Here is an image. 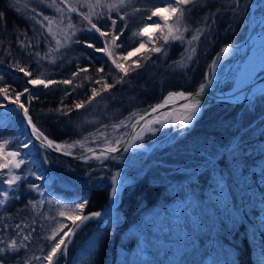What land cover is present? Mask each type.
I'll return each instance as SVG.
<instances>
[{"label":"snow or ice","instance_id":"6c2138e0","mask_svg":"<svg viewBox=\"0 0 264 264\" xmlns=\"http://www.w3.org/2000/svg\"><path fill=\"white\" fill-rule=\"evenodd\" d=\"M241 2L242 0H38L40 6L51 9L54 15H45L37 7L25 3L24 8L30 12V15H26L24 18L31 21L30 27L34 34L29 37L27 31L15 29L18 32L16 40L21 52L35 59L38 66L37 74L33 76L31 65L22 64L20 60H15L9 66L23 73L25 77H29L25 84L32 85L33 88L42 86L44 89H49L53 85H62L72 86V91H75L77 88L85 87V81L89 82L92 85L89 89L91 94L86 101H76L69 106L64 104L62 98L59 107L49 110L52 115L69 116L73 110L86 109L98 97L104 99V93H109L117 84L125 83V78L129 77L130 72L145 68L149 61L153 67L156 66L157 61L152 59L153 54L166 58L170 45L176 42H179L183 51L180 59L168 65L166 71H179L183 74L196 59L202 38L205 41L208 39L219 22L221 14L230 13L235 17ZM11 4L19 13L20 0H11ZM149 4L151 7L148 6ZM210 4H214L216 7L211 9L208 7ZM141 5H143V9ZM197 9H206V11L193 22L191 13ZM142 10L144 14L137 17V14ZM73 13L79 17L78 22H73ZM113 14H115V18ZM154 17H158V19H153ZM137 18L140 23L129 38L134 46L129 48L121 41V36L128 29L129 20ZM118 21L122 22L119 28H117ZM36 25H39V28H36ZM230 27L231 25L227 30H230ZM0 28L6 29V18L3 11H0ZM93 32L104 38L102 47L79 38L80 33ZM156 33L159 35H155ZM189 33L190 35H186ZM145 36H147V40L142 39ZM38 37L43 39L46 44L44 52L33 51L38 48ZM33 40H37V43L33 44ZM2 43L0 40V46ZM74 44L103 53L111 61V65L116 71L113 72L110 68L105 73L104 66H100L96 68V73L104 75L95 77L85 75L77 80L81 73L89 72L88 67H81L77 64L76 71L72 73L71 77L58 80L49 78L47 70H39L43 67L42 62L45 61L50 65L59 66L66 60V51L64 50H71ZM117 49H123V51L120 52ZM5 51L6 54H10V50L6 49ZM223 52L229 53L230 47H224ZM141 53L143 55L140 56V59L131 60L129 63L130 58ZM82 55L84 54L82 53ZM86 58L91 59V57ZM2 62L0 61V63ZM259 67L264 70V62H260ZM215 69L216 61H213L211 70L215 71ZM109 78L112 79V83L108 82ZM211 83V79L202 82L195 92H169L163 97L162 102L150 106V109L142 113L132 112L129 117L119 120L117 123L110 126L105 124L102 128L97 127L95 132H89L80 140L71 143H57L50 139L41 127L37 126L30 115L29 109L32 102L38 100L39 96L26 86L22 91L12 89L10 85L4 83V76L0 75V98H2L0 109L7 110L9 105L15 106L11 114L21 116V123H26L27 129H30V133L22 129L20 135L0 138V185H6V187H0V209L6 210L11 203L21 199L19 189L25 182H27V192L35 193L39 197L38 199L30 197L22 207L16 209L15 216L11 213H0V264H6V257L9 253H19L22 249L28 250L34 235L37 240L44 241V244L38 245L37 250L40 255L33 253L18 264H33V262L59 264L61 257H67L68 246L72 243L76 233L89 220L98 219L102 215L101 212H85L89 203L87 197H81L71 202H65L58 197L49 199L44 185L29 180V177H34L35 181L45 180L44 175L37 174L31 167L21 171L26 164L36 163L32 159L33 149L36 153L45 150L44 163L49 162L47 150L72 156L74 155L73 149L76 148L82 150L76 158L82 159L86 163L92 160H116L115 154L121 151L122 144L124 145L123 151H128L136 146L138 141L145 139V133L155 134L158 130L154 127L155 125L164 127L167 123H171L179 124L181 128L189 127L197 119L201 111L200 97ZM97 85L100 87H96ZM72 91L65 88L64 98L72 95ZM261 91L264 92V89ZM22 97L25 99L22 100ZM5 101L7 103H4ZM181 101L183 103H180ZM169 105L172 106L173 111H162ZM177 111L178 118L173 115ZM133 119L135 123H132ZM141 121L144 122L143 125H141ZM85 123L96 122L85 120ZM138 125L141 126L137 130ZM130 126L132 129L130 134L117 135L121 128ZM109 127L112 129L111 133L105 131ZM125 136L128 137L126 141ZM33 140L38 141V145L34 144ZM89 143H99V153L89 147ZM22 149L28 151L25 152ZM262 176H264V170H262ZM119 177V172L111 177L110 195L113 202L119 192ZM53 208L55 209L54 214ZM16 217H20L19 221L10 223ZM261 223L264 226V221ZM9 229H11V235H7ZM232 264H238V261L233 260ZM260 264H264V249H262Z\"/></svg>","mask_w":264,"mask_h":264},{"label":"trees","instance_id":"16d2710c","mask_svg":"<svg viewBox=\"0 0 264 264\" xmlns=\"http://www.w3.org/2000/svg\"><path fill=\"white\" fill-rule=\"evenodd\" d=\"M25 3H29L30 6L37 7L45 15H49V10L40 6L38 0H20L19 13L12 6L11 0H0V11L5 13L6 18V29L0 28V40L3 42L0 46V61H3L2 64L11 65L15 60H20L22 64L31 65L33 76H35L38 68L35 59L22 53L16 40L18 32L15 29L27 31L29 37L34 34L30 27L31 21L24 18L26 15H30V12L24 8ZM211 9H214V5ZM197 10L201 16L206 11ZM225 24V21L217 23L220 26ZM36 28H39V25H36ZM227 33H217L214 30L211 32L210 43L203 47V50L208 49L209 56L202 58L201 65L195 70L196 72L194 71V77L190 82L181 84L180 87L178 85L174 87V81L181 79L186 74L175 77L169 70L166 71L169 63L177 59L181 51L182 47L176 43L169 51L164 63L159 65V70L142 68L134 76L126 77L125 83L117 84L109 93H104V99L98 97L86 109L73 110L69 116L52 115L49 110L59 107L62 98L64 104L69 106L76 101H86L91 94L89 89L92 85L89 82L85 81V87L77 88L75 91H72V86L62 85H53L49 89H44L42 86L33 88L32 85H26L25 81L29 77H25L21 72L14 74L1 65L0 75L4 76V83L10 85L12 89L22 91L26 86L36 93L39 99L34 100L30 108V115L34 122L56 142L70 143L81 139L89 132L96 131L97 127L105 124L112 125V122L129 117L132 112L142 113L150 109V106L160 103L172 89H184L187 93L196 91L204 81V74L212 57H215L222 45L232 42V33ZM79 38L93 42L96 46H103V40L97 33H81ZM37 39L38 48L33 51H46L44 40L39 37ZM213 42L214 45L211 47ZM32 43L36 44L37 40H33ZM6 49L10 50V54H6ZM64 51H66V60L63 63L53 66L45 61L42 62L43 67L39 70H47L49 78L58 80L71 77L72 73L76 71L77 64L89 68V72L81 73L77 80L85 75L92 77L104 75L96 73V68L100 66H104L105 73L110 68L113 72L116 71L105 55L95 52L93 49H87L83 45L74 44L71 50ZM86 57H91V59ZM12 68L16 71L14 67ZM108 82L112 83L113 81L109 78ZM65 88L72 91V95L66 98H64ZM12 94L14 95V93ZM85 120L95 122L98 120L99 123H85ZM186 131L171 142L172 144L161 149H154L152 152L157 156L156 159L161 165L160 169L164 168L163 170L157 173H146L137 182L125 188L121 197L122 201L116 208V220L122 225L116 230V233L113 226L110 228L106 225L103 226L104 229L100 237L101 245L95 264H105L116 253L115 244L120 243L119 239L123 231L135 224L145 211L153 210L154 207L172 201L176 195H185L182 191L173 192L178 188L173 189L176 181H181L180 185H184L186 180H189V187L185 185L186 188L193 191L200 189L202 192H206L207 185L208 187L214 186L218 174L222 175L220 176L222 178L229 176L232 205H234L237 219L240 217L241 219L237 222L235 219L230 224H225L223 221V231L219 230L214 236L215 243L223 250H228L226 253L227 264H232L233 260H237L238 264H260L262 249H264V226L261 223L264 221V176H262V170H264V96L257 97L246 106L210 105L193 128H188ZM14 134L16 135L13 127L0 129V138H9ZM47 155L51 159V168H49L57 172L61 179L73 183L75 178H84L79 173L81 169L85 168L84 165L54 157L48 153ZM196 160L197 163H203L206 160L210 163L195 177L188 178L189 173L186 171L184 174L178 173V171L173 172L174 167L188 166L190 162ZM23 168H28V165ZM169 169L173 172L170 175H168ZM166 171H168V176L165 175ZM26 183L22 184L19 189L22 198L14 202V209L22 207L30 197L35 198L33 193L27 192ZM83 186H85L83 188L89 189L82 192L83 195L80 196L87 197L89 201L85 209L86 213L101 212L109 206L111 184L89 188L88 185ZM70 195L73 194L70 193ZM208 228L209 233L212 229L211 225ZM113 233H115L114 236ZM82 234L86 235L88 232H80L78 238ZM203 238L209 239L210 235H205Z\"/></svg>","mask_w":264,"mask_h":264},{"label":"rangeland","instance_id":"374dc122","mask_svg":"<svg viewBox=\"0 0 264 264\" xmlns=\"http://www.w3.org/2000/svg\"><path fill=\"white\" fill-rule=\"evenodd\" d=\"M213 5L214 4H210L208 7L211 8ZM148 6L151 7L150 4ZM141 7L143 9V5H141ZM215 7L216 5H214V8ZM48 10L49 15H54V12L51 9ZM204 10L206 9H199L201 12ZM237 11L238 14L235 17L230 13L221 14L219 22L223 21L224 23L225 21L226 24L215 26L214 31L217 33L223 32L225 34H228L227 32L232 33L233 40L231 43L223 45L221 50H218L215 54V57H212L204 74L205 78L203 82H206L207 79H211V81H214L215 83L222 81L218 86L219 88L216 87L222 92L245 87V84L260 68L259 63L264 62V22L256 30L254 38L251 39L248 44L244 45L243 48L238 49L231 46L233 44H241V42L249 36L250 30L253 26L264 18V0H242ZM143 14L144 12L142 10L141 13L137 14V17ZM72 15L73 22H78L79 17H77L75 13ZM113 16L115 18V14H113ZM200 16L198 10H194L191 13V18L194 20L193 22H195ZM153 19H158V17H154ZM139 23L140 21L138 18L130 19L128 29L125 30L124 35L121 36V41H123L129 48L134 46L132 40L129 38L131 37L132 32L136 30ZM148 23H151V21H148ZM121 24L122 22L118 21L117 28H119ZM229 25H231L230 30H227ZM155 35H159V33H156ZM186 35H190V33ZM211 38L212 34L206 41L202 38L198 47L196 59L190 65L189 69L183 73L186 75L184 77L182 76L183 78L181 77V79L174 81V87L177 85L180 87L181 84L188 83L192 80L194 77V71L199 68V65H201L202 58L204 59L209 56V52H207L208 49L203 50V47L210 43ZM100 39L103 40L104 38L100 37ZM142 39L147 40V36L142 37ZM176 43L179 44V42ZM176 43L170 45L169 51ZM213 45L214 42L211 44V47ZM224 47H230V52L225 54L223 52ZM117 51L122 52L123 49H117ZM182 51L183 49L181 48L178 58L174 61L180 59ZM101 54L104 55L103 53ZM141 55H143V53L130 58L129 63H131V60L140 59ZM166 58L157 57V55L153 54L152 59L157 61L156 66L153 67L151 61H149L148 66L145 68L148 67L149 69L159 70V65L164 63ZM213 61H216L215 71L211 70ZM172 62H170L169 65L172 64ZM139 70L141 69H138L135 72H130L129 76H134ZM169 71L175 77H180L182 75L179 71ZM259 73H264V70L261 69ZM172 91L186 92L184 89L170 90V92ZM173 115L178 118L179 113L175 112ZM21 121L19 115L11 114L9 116H3L0 118V129L13 127L16 135H20L22 129L26 130L24 123H21ZM117 122H119V120ZM117 122H112V124ZM96 123H99V121L97 120ZM192 125L193 124L187 128H181L179 124L173 125L171 123H167L164 127L155 125L154 127L158 129L155 134L145 133V139L137 142L136 146L133 147L134 151L117 155L116 160L110 159L109 162L103 166H85V168L79 171L84 178H75L74 182L72 180L74 184L63 178L61 179L57 172L50 169L51 159H49L48 163L43 162L45 151L36 153L33 149L34 155L32 159H34L36 163L38 162L41 164L42 170L45 171L42 172V175L47 173L46 167L47 169L50 167L49 169L53 170L56 174V178H53L49 174L45 179L50 180V184L54 183L53 189H50L49 183L44 185L49 199L52 197H58L65 202L77 200L83 195L82 192H85L87 189L83 188L85 187L83 185H88V188L92 186L100 187L110 184L112 185L111 177L116 172L120 173V177L118 178L119 192L115 198V202L110 198L109 206L101 211V217L89 220L87 224L76 233L72 243L68 246L67 257H61L59 264H95L98 255L97 252L101 245L100 237L102 236V230L104 229L103 226L106 225L109 228L113 226L116 233V230L122 225L116 220L117 209H114L121 199L120 196L123 192H120L121 185L125 189L127 186H130L141 179L146 173H157L163 170L164 168L160 169L161 165H159L160 163L156 159L157 156L153 155L152 152L154 149H161L166 145L172 144L171 142L186 133L188 128H193ZM100 127L102 128L103 126ZM129 128H121L117 135L128 133ZM105 131L111 133L112 129L109 127L105 129ZM125 138L126 136L124 139ZM98 145L100 146L99 143H89L88 146L91 147ZM141 148H147V150H141ZM22 151L26 152L28 150L22 149ZM77 152H82V150L79 148L73 149V153ZM36 163H29L26 165L31 167L37 174H40L38 168H36ZM209 163L210 162L207 160L203 163H197L196 160L195 162H190L188 166L178 165L177 167H174L173 172L178 171V173L184 174L186 171L189 173L188 178H193ZM169 168L171 169L170 166ZM23 169L24 168H22L21 171ZM170 169L168 175L173 173ZM167 172L168 171H166L165 175H167ZM220 176L222 175L218 174L214 186L210 185L211 187H208L207 185L206 192H202L200 189H196L195 191L189 189V180H186L184 185H180L181 181H176L173 189L178 188L173 192L182 191L185 195H176L175 199L172 201L154 207L153 210L145 211L135 224L130 226L126 231H123L119 239L120 243L115 244L116 253L111 256L105 264H181V262L182 264H227L226 253L228 250H223L219 245H216V239L214 236L217 235L219 230L223 231V221L225 224H230L237 219V215L234 205H232L233 202L230 194L232 189L229 188L228 183L229 176L224 178ZM29 179L34 180V177H29ZM36 183L41 184L43 182L37 181ZM185 185L188 187L186 188ZM0 187H6V185H0ZM69 192L73 195H70ZM33 194L35 198H39L35 193ZM14 206L13 202L6 210L0 209V213L6 212L15 216L16 209H14ZM111 208L114 210L109 212V209ZM54 211L55 209L53 208V214ZM19 219L20 217H16L14 220L10 221V223H16ZM240 219L241 217L238 218L236 222ZM68 223L70 224L71 222L69 221ZM210 225L212 229H210L211 232L208 233V227ZM84 231L88 232V234H82L80 238H78L80 232L84 233ZM115 233H113V236ZM7 235H11V229L8 230ZM205 235H210V238H203ZM40 244H44V241L37 240L34 235L33 242L29 244V249H22L19 253H9L8 257H6V264H18V262L23 261L27 256H31L33 253L35 255H40V252L37 250L38 245ZM33 264H43V262H33Z\"/></svg>","mask_w":264,"mask_h":264},{"label":"water","instance_id":"95a60500","mask_svg":"<svg viewBox=\"0 0 264 264\" xmlns=\"http://www.w3.org/2000/svg\"><path fill=\"white\" fill-rule=\"evenodd\" d=\"M263 22H264V18L263 19H261L259 22H257L254 26H253V28L251 29V31H250V34H249V36L245 39V40H243V42H241V44H238V45H236V44H233V45H231L232 47H236V48H238V49H241V48H243V46L244 45H246V44H248L249 42H250V40L251 39H253L254 38V36H255V34H256V30L259 28V26H261L262 24H263ZM0 65L1 66H3L4 68H6L7 70H10V71H12L14 74H19L20 72H18V71H14L13 70V68L12 67H10L9 65H6V64H2V63H0ZM260 69L261 68H259L256 72H255V74H254V79L251 81V82H247L246 84H245V87H243V88H241V89H239V90H236V92L235 93H232V94H228L227 92H224V93H222V94H224V95H217V94H211L210 93V91H209V87H207L206 88V91H205V93L200 97V99H201V104L202 105H204L203 106V110L201 111V113L197 116V119L192 123L193 125L192 126H194L195 125V123L204 115V112L206 111V108L208 107V106H210V105H214V104H220V105H223V106H225V105H228V106H235V105H247V104H250L253 100H255L257 97H259V96H263L264 95V92H262V91H256V93H252V91L254 90V88H256V86H258V85H263L264 84V73H259V71H260ZM208 80V79H207ZM206 80V81H207ZM222 81H220V83H221ZM193 92H195V91H193ZM239 92H244V96H243V99H241V100H236L235 99V95L236 94H238ZM22 100H24L25 99V97H23V98H21ZM162 102V101H161ZM5 103H7V102H5ZM180 103H183V101H181ZM14 107L15 106H13V105H9L8 106V109L7 110H5V109H0V118L1 117H3V116H9V115H11V113L14 111ZM31 108V107H30ZM177 108H178V105H177ZM29 111H30V109H29ZM162 111H164V112H169V111H173V109H172V106L171 105H169L167 108H165V109H163ZM19 117H21V116H19ZM150 118V117H149ZM21 120H22V117H21ZM132 123H135V120L132 122ZM143 121H141V125H143ZM24 125H25V128H26V131H28L29 133H30V129H27V125H26V123H24ZM141 125H138L137 126V130L139 129V127L141 126ZM191 126V125H190ZM131 131H132V129H131V126H130V128H129V131H128V133L130 134L131 133ZM46 134V133H45ZM47 135V134H46ZM49 137V136H48ZM50 138V137H49ZM51 139V138H50ZM128 139V137L126 136V138H125V141ZM33 143L34 144H36V145H38V141H35V140H33ZM123 147H124V145L122 144L121 145V151L120 152H118V153H116L115 155L117 156V155H120V154H122V153H129L130 151H134L133 150V148H130L128 151H123ZM91 148H93V149H95L96 151H97V153H99V150H100V146L98 145V146H91ZM141 150H147V148L145 149V148H141ZM140 150V151H141ZM43 151H45V150H43ZM47 153L48 154H50V155H52V156H56V157H58V158H62V159H64V160H68V161H70V162H73V163H80V164H82V165H84V166H90V167H99V166H103V165H105L106 163H108L109 162V160H102V161H96V160H92V161H89V162H85L84 160H82V159H77L76 157L77 156H79L80 154H81V152L80 153H77V154H75L74 153V155H72V156H65V155H63L62 153H58V152H52L51 150H47ZM124 189V188H123ZM120 203H121V201L119 202V204H117L116 206H115V208H117L119 205H120Z\"/></svg>","mask_w":264,"mask_h":264},{"label":"bare ground","instance_id":"6f19581e","mask_svg":"<svg viewBox=\"0 0 264 264\" xmlns=\"http://www.w3.org/2000/svg\"><path fill=\"white\" fill-rule=\"evenodd\" d=\"M224 45H226V44H224ZM254 79V76L248 81V82H251L252 80ZM221 83L220 82H217V83H215L214 81H212V83H211V85L210 86H208L209 87V91H210V93L213 95V94H217V95H224L225 93L224 92H227L228 94H232V93H235L236 92V90H239V89H241V88H238V89H235V90H231V91H224V92H222V91H220L219 89H217V88H219L218 86L220 85ZM217 87V88H216ZM261 89H264V84L263 85H258V86H256V88H254V90L252 91V93H256V91L258 92V91H261ZM173 92V91H172ZM222 93H224V94H222ZM243 96H244V92H239L238 94H236L235 95V99L236 100H241V99H243ZM203 106L204 105H202L201 104V111L203 110ZM178 109V108H177ZM201 111H200V113H201ZM178 112V111H177ZM175 113V112H174ZM173 113V114H174ZM199 113V114H200ZM198 114V115H199ZM194 122V121H193ZM57 143H59V142H57ZM41 151H43V150H41ZM36 168H38V170H39V172L40 171H42V168H41V164L40 163H36ZM50 174V176H52L53 178H56V174L53 172V170H47V173L44 175V177H45V179H46V177H48V175ZM53 174V175H52ZM44 181H46V180H43V181H40V182H43V183H41L42 185L44 184ZM121 189H120V192L123 190V186L121 185V187H120ZM114 209L113 208H111V209H109V212H111V211H113Z\"/></svg>","mask_w":264,"mask_h":264},{"label":"built area","instance_id":"2783aa9c","mask_svg":"<svg viewBox=\"0 0 264 264\" xmlns=\"http://www.w3.org/2000/svg\"><path fill=\"white\" fill-rule=\"evenodd\" d=\"M44 170H42V171H40V174H42V172H43ZM45 172V171H44ZM47 172V171H46ZM46 183H51V181L50 180H46V181H44V184L43 185H45ZM53 184V185H52ZM52 184H50V189H53L54 188V183H52ZM52 185V186H51Z\"/></svg>","mask_w":264,"mask_h":264},{"label":"flooded vegetation","instance_id":"af4514ba","mask_svg":"<svg viewBox=\"0 0 264 264\" xmlns=\"http://www.w3.org/2000/svg\"><path fill=\"white\" fill-rule=\"evenodd\" d=\"M240 12V11H239ZM242 30V29H241ZM223 46V45H222ZM222 48V47H221ZM221 48L219 50H221Z\"/></svg>","mask_w":264,"mask_h":264}]
</instances>
